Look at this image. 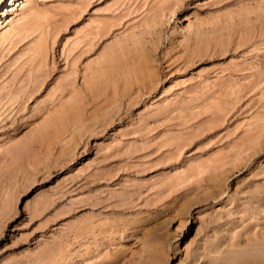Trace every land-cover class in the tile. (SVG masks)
Returning a JSON list of instances; mask_svg holds the SVG:
<instances>
[{
    "label": "rangeland",
    "instance_id": "rangeland-1",
    "mask_svg": "<svg viewBox=\"0 0 264 264\" xmlns=\"http://www.w3.org/2000/svg\"><path fill=\"white\" fill-rule=\"evenodd\" d=\"M15 2L0 264H264V0Z\"/></svg>",
    "mask_w": 264,
    "mask_h": 264
},
{
    "label": "snow or ice",
    "instance_id": "snow-or-ice-1",
    "mask_svg": "<svg viewBox=\"0 0 264 264\" xmlns=\"http://www.w3.org/2000/svg\"><path fill=\"white\" fill-rule=\"evenodd\" d=\"M6 2V0H5ZM13 2H15V0H13ZM0 11H2V4H0Z\"/></svg>",
    "mask_w": 264,
    "mask_h": 264
},
{
    "label": "bare ground",
    "instance_id": "bare-ground-1",
    "mask_svg": "<svg viewBox=\"0 0 264 264\" xmlns=\"http://www.w3.org/2000/svg\"><path fill=\"white\" fill-rule=\"evenodd\" d=\"M16 3V2H15ZM60 261V260H59Z\"/></svg>",
    "mask_w": 264,
    "mask_h": 264
}]
</instances>
